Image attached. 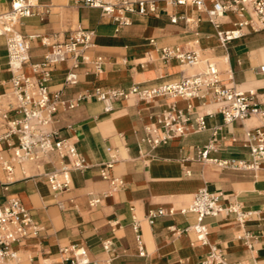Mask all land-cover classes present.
Returning <instances> with one entry per match:
<instances>
[{
  "label": "crops",
  "instance_id": "1",
  "mask_svg": "<svg viewBox=\"0 0 264 264\" xmlns=\"http://www.w3.org/2000/svg\"><path fill=\"white\" fill-rule=\"evenodd\" d=\"M10 1L0 0V13L9 9ZM154 1V14L130 15V25L117 31L111 18L98 9L83 6L81 0H36L33 15L21 19L15 29L28 40L30 63L40 62L51 45L65 41L79 29L93 34V47L84 55L91 60L102 59L99 73L91 65L82 64L76 72L78 82L68 86L64 80L70 64L52 68L48 87L61 92L63 101L74 100L96 88L150 90L200 71L201 67L186 68L176 60L162 61L159 50L170 47L195 51L202 58L211 57L220 71L231 70L239 90L264 93V73L260 72V67H264V30L247 32L222 46L206 15L197 13L189 3L172 6L168 0ZM183 14L202 20L198 35L182 21L170 22L172 17ZM222 28L232 29L230 20H224ZM23 73L30 75L28 66L23 67ZM11 79L5 41L0 38V95L12 90ZM107 104L111 105L108 112L104 111ZM169 110L194 117L214 110V106L194 99L159 97L145 101L130 96L111 102L93 97L82 100L71 111L60 108L53 128L61 138L75 144L88 169L72 172L71 189L54 195L41 174L57 167L56 155H51V161L40 169L27 165L25 176L17 169L7 187V176L0 168V206L17 198L38 228L35 234L14 245L18 261L2 264H67L61 250L70 246L84 248L89 264H108V260L109 264H200L210 245L218 248L228 264L264 263V160L256 170L245 171L195 159L197 148L213 142L209 160L252 162L251 142L245 133L261 126L260 120L250 118L225 125L221 116L215 115L206 118V130L152 148L143 141L144 129ZM108 148L111 152H107ZM112 155L116 162L110 175L122 181L119 188L102 180L99 173ZM0 156L10 157L4 143H0ZM201 189L222 194L224 204H235L249 214L242 224L234 214L206 217V245L187 231L195 224V216L180 212L189 207ZM93 199H99V204L91 208ZM157 209L174 214L157 218L149 225L145 216ZM133 214L140 224L143 256L131 227ZM105 242L111 243L112 252L104 251Z\"/></svg>",
  "mask_w": 264,
  "mask_h": 264
},
{
  "label": "built area",
  "instance_id": "2",
  "mask_svg": "<svg viewBox=\"0 0 264 264\" xmlns=\"http://www.w3.org/2000/svg\"><path fill=\"white\" fill-rule=\"evenodd\" d=\"M168 3L172 6H185L189 3L197 13L205 14L222 46L243 37L247 32L256 33L264 30V0H168ZM81 4L98 9L104 16L111 18L116 23L117 31L130 25V15L144 17L154 14L157 9L154 0H81ZM35 6L36 0H11L9 9L0 13V38L5 41L7 69L12 74V90L0 95V130H3L0 132V143H4L10 152L9 159L0 156V168L7 176L5 187L14 179L17 169L25 176L27 165L40 169L42 164L51 161V155H56L57 167L41 175L54 195L71 189L72 172H82L88 169V165L75 144L69 139L61 138L53 124L60 108L63 111H71L82 100L93 97L98 101L107 102L130 96L145 101L168 97L186 101L194 99L202 105L214 106V110L194 117L180 110L162 112L156 117L155 123L144 129L143 141L152 148L166 145L174 138L183 137L188 133L206 130V118L215 115H220L225 125L258 118L261 126L245 133L246 139L251 142L252 162L209 160L208 154L214 150L213 142L197 148L195 159L198 162L209 161L219 167L245 171L256 170L259 163L264 160V93L239 90L234 83L231 70L220 71L214 62L200 57L195 51L180 47L159 50L160 59L164 62L176 60L186 68L201 67L197 73L182 75L176 83L150 90L133 87L127 91H103L96 88L74 100L63 101L61 92L51 91L48 87L52 68L68 62L70 67L64 82L68 86H73L78 82L76 72L82 64L91 65L95 73H99L102 59L98 57L91 60L84 55L93 47L91 42L93 34L79 29L65 41L51 45V49L44 54L40 62L30 63L28 40L22 37L15 27L21 19L33 15ZM224 20H230L232 29L223 30ZM178 21L190 26L198 35L197 29L202 22L199 17H187L183 14L170 20L172 24ZM24 66H28L30 75L23 73ZM260 72L264 73V67H260ZM190 109L191 106L188 105L187 110ZM110 110L111 105L107 104L104 111ZM215 135L216 130H213V137ZM107 152H111V149L108 148ZM115 162L116 156L112 155L110 161L101 166L99 173L102 180L109 182L113 188H119L123 185L122 181L110 175ZM97 204L99 199H93L89 206L93 208ZM180 212L195 216V224L187 231H192L196 241L202 245L208 244V230L203 223L206 217L234 214L242 224L249 216L248 213L240 211L235 204H224L222 194L211 193L206 189L199 190L189 207ZM173 214L171 210L168 212L163 209L150 210L145 216V221L153 225L157 218ZM131 227L139 254L143 256L140 224L134 214ZM37 231L38 228L28 210L17 198H11L5 205L0 206V264L16 263L19 253L14 249V245L20 244ZM209 247L208 254L200 264H228L216 246ZM103 249L105 252H112L111 243L105 242ZM61 254L67 264H89L87 252L82 247H65Z\"/></svg>",
  "mask_w": 264,
  "mask_h": 264
},
{
  "label": "rangeland",
  "instance_id": "3",
  "mask_svg": "<svg viewBox=\"0 0 264 264\" xmlns=\"http://www.w3.org/2000/svg\"><path fill=\"white\" fill-rule=\"evenodd\" d=\"M209 57V56H208ZM209 60L211 61V62H216V60H213L211 57H209Z\"/></svg>",
  "mask_w": 264,
  "mask_h": 264
},
{
  "label": "bare ground",
  "instance_id": "4",
  "mask_svg": "<svg viewBox=\"0 0 264 264\" xmlns=\"http://www.w3.org/2000/svg\"><path fill=\"white\" fill-rule=\"evenodd\" d=\"M225 62H227V61H225ZM226 70H228V68Z\"/></svg>",
  "mask_w": 264,
  "mask_h": 264
}]
</instances>
